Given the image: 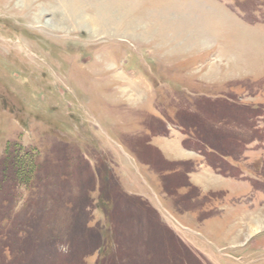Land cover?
<instances>
[{"label":"rangeland","instance_id":"obj_1","mask_svg":"<svg viewBox=\"0 0 264 264\" xmlns=\"http://www.w3.org/2000/svg\"><path fill=\"white\" fill-rule=\"evenodd\" d=\"M202 98L264 106V0H0V154L12 146L37 155L49 196L63 187L55 175L66 171L61 195L80 208L90 192L93 225L106 228L110 211L119 217V240L136 260L127 264H148L147 247L153 250L135 215L123 235L130 210L123 190L156 203L184 241L187 251L176 247L174 264H264V178H251L264 175V140L240 155L236 180L203 183L189 213L182 194L165 200L157 171L133 153L140 139L162 148L154 137L163 123L172 142L186 139L169 118ZM175 147L173 158L183 157ZM104 170L117 193L105 192ZM20 192L18 208L28 195ZM97 258L92 250L87 264Z\"/></svg>","mask_w":264,"mask_h":264},{"label":"trees","instance_id":"obj_2","mask_svg":"<svg viewBox=\"0 0 264 264\" xmlns=\"http://www.w3.org/2000/svg\"><path fill=\"white\" fill-rule=\"evenodd\" d=\"M260 118L264 119V106L249 107L228 98H202L196 101L193 110L179 108L169 120L188 135V139L183 141L186 147L203 154L219 172L234 175L236 169L227 158L239 160L248 143L262 138V130L258 128ZM236 123L237 127L239 123L243 124L248 131L243 133L234 128ZM161 129L164 133L167 132L164 125ZM132 150L143 163L159 173L164 191L168 195L176 196L178 189L182 187L197 190L188 178L194 165L192 161H169L158 148L143 139L137 140L132 145ZM20 151V148L11 146L0 154V264H39L41 260H48V264H87L86 256L92 250H99L96 264L136 262L133 260V250L129 251L124 244L122 247L119 240V217L112 211L108 215L98 199V206L105 210L110 220L106 228L93 225L91 211H88L93 204L90 192H85L80 198H83L80 203L86 204L80 207L84 211L80 210L79 204L72 201V198L61 195L70 181L66 171L55 175L60 182L53 181L63 187L55 188L52 196L46 195L44 190L48 183H45L41 175L39 157ZM48 164L46 162V170ZM104 171L100 179L105 185V192L109 194L112 190L117 193V187L110 188L109 185L114 179L111 171ZM22 187L28 191V195L18 208ZM120 194L126 198L130 209L128 213L123 211L121 224L126 229L123 235L128 231V219L133 222L130 215L137 217L136 225H142L143 222L151 232L145 245L151 246L153 251L146 246L148 254L143 261L148 264H171L178 261L173 259L175 248L178 247V253L183 254L187 247L163 223L158 211L141 197L129 196L124 192ZM183 196L182 202L188 207L193 197L192 191ZM114 207L115 204L110 209L114 211ZM83 214L82 221L80 216ZM155 232L159 233L158 237H154ZM155 239L159 241L158 245L157 241H153ZM170 243V251L163 249ZM166 254L171 257L166 258Z\"/></svg>","mask_w":264,"mask_h":264},{"label":"crops","instance_id":"obj_3","mask_svg":"<svg viewBox=\"0 0 264 264\" xmlns=\"http://www.w3.org/2000/svg\"><path fill=\"white\" fill-rule=\"evenodd\" d=\"M158 138L160 140V145L162 146V148L160 146H158L161 150H163L165 152V154L167 155V153H171V156L167 155V158H172V160H194V161H198L201 162V156L199 155V153L193 151V150H189L183 147L182 145V140H178L172 142L173 138H167V137H163V136H155L154 137V142L155 139ZM155 144V143H154ZM156 145V144H155ZM177 145V150L179 152H182L183 157L181 158H173L172 153L174 151V149L176 148L175 146ZM157 146V145H156ZM124 151L130 156L131 154L129 153V151L124 147L123 148ZM216 176H219L221 178H224L222 175L218 174L212 167H210L207 164H202L201 167L197 170L191 173L190 178L191 181L198 185L199 187H201V189L203 190V183L207 182L211 177L212 178V182L215 181ZM227 179V178H226ZM231 179V178H228ZM131 192V191H130ZM133 193V192H132ZM257 227H260L257 226ZM255 233V232H253Z\"/></svg>","mask_w":264,"mask_h":264},{"label":"bare ground","instance_id":"obj_4","mask_svg":"<svg viewBox=\"0 0 264 264\" xmlns=\"http://www.w3.org/2000/svg\"><path fill=\"white\" fill-rule=\"evenodd\" d=\"M28 1V0H27ZM198 16V15H197ZM259 228H261V227H257V229H259Z\"/></svg>","mask_w":264,"mask_h":264}]
</instances>
